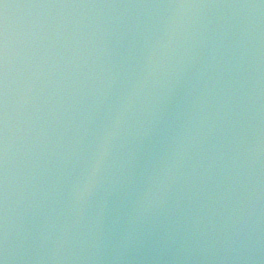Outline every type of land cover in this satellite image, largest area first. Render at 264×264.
Instances as JSON below:
<instances>
[{"label": "water", "instance_id": "95a60500", "mask_svg": "<svg viewBox=\"0 0 264 264\" xmlns=\"http://www.w3.org/2000/svg\"><path fill=\"white\" fill-rule=\"evenodd\" d=\"M171 9L0 0L3 264H170Z\"/></svg>", "mask_w": 264, "mask_h": 264}, {"label": "snow or ice", "instance_id": "6c2138e0", "mask_svg": "<svg viewBox=\"0 0 264 264\" xmlns=\"http://www.w3.org/2000/svg\"><path fill=\"white\" fill-rule=\"evenodd\" d=\"M0 264H3V262H2V261H0Z\"/></svg>", "mask_w": 264, "mask_h": 264}]
</instances>
